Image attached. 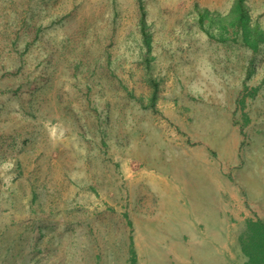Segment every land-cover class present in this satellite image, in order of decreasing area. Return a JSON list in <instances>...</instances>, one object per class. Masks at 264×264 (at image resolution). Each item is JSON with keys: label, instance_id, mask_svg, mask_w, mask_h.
Masks as SVG:
<instances>
[{"label": "rangeland", "instance_id": "rangeland-1", "mask_svg": "<svg viewBox=\"0 0 264 264\" xmlns=\"http://www.w3.org/2000/svg\"><path fill=\"white\" fill-rule=\"evenodd\" d=\"M235 2L0 0V264H196L184 245L224 242L245 264L264 40ZM243 3L264 32V0Z\"/></svg>", "mask_w": 264, "mask_h": 264}, {"label": "trees", "instance_id": "trees-1", "mask_svg": "<svg viewBox=\"0 0 264 264\" xmlns=\"http://www.w3.org/2000/svg\"><path fill=\"white\" fill-rule=\"evenodd\" d=\"M198 19L202 24L205 17V12L198 9ZM235 11L237 12L236 26L238 29H242L245 33V40L250 47L256 48V46L264 40V32L260 30L259 25H249L250 19H248V12L245 8L243 0H236ZM140 29L145 44L149 47L150 33L146 28V20L144 14L140 19ZM246 30L252 32V36L246 33ZM149 82L152 86V92L150 95V106H154L158 91V82L154 78H150ZM248 237L243 241V250L247 254L248 260L245 264H264V220L258 218L252 220L248 225Z\"/></svg>", "mask_w": 264, "mask_h": 264}, {"label": "crops", "instance_id": "crops-1", "mask_svg": "<svg viewBox=\"0 0 264 264\" xmlns=\"http://www.w3.org/2000/svg\"><path fill=\"white\" fill-rule=\"evenodd\" d=\"M194 242H196V241L194 240ZM178 244L184 245L182 242H180ZM225 245H226V242H224V244L220 245V246L215 245L214 251L207 253V254H204V253L196 254V251H194V252L191 251V249L188 247L189 245H187V246L184 245V246L186 247V249L189 250V252H188L189 257L194 258L196 264H202L203 261H208V262H205L207 264H224V263H226ZM184 258H186V256H182L181 259H179V257H177V259H175V260H177V262L175 261V264L183 263Z\"/></svg>", "mask_w": 264, "mask_h": 264}]
</instances>
